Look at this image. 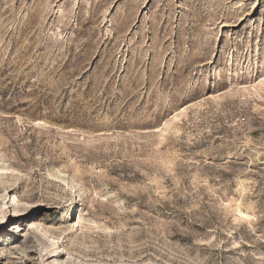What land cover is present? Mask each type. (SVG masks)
<instances>
[{
	"label": "rangeland",
	"instance_id": "rangeland-1",
	"mask_svg": "<svg viewBox=\"0 0 264 264\" xmlns=\"http://www.w3.org/2000/svg\"><path fill=\"white\" fill-rule=\"evenodd\" d=\"M261 80L264 0H0V264H264Z\"/></svg>",
	"mask_w": 264,
	"mask_h": 264
},
{
	"label": "bare ground",
	"instance_id": "bare-ground-1",
	"mask_svg": "<svg viewBox=\"0 0 264 264\" xmlns=\"http://www.w3.org/2000/svg\"><path fill=\"white\" fill-rule=\"evenodd\" d=\"M263 84H264V81L263 80H261V81H259V83H258V85H262L263 86ZM185 110V108H183V110L180 112V113H182L183 111ZM178 120V118L176 117V116H174L173 118H171L170 120H168V121H165V122H163V127L165 126V127H168L169 125H171L172 123H174V122H176ZM35 124H37V123H35ZM0 171H1V169H0ZM33 207V206H32ZM27 214V213H26ZM16 217H18V216H16ZM17 231H19V233H21L22 231H23V229H20L19 227H17V228H15ZM6 246H7V244H6ZM3 259V258H2ZM0 263H1V258H0Z\"/></svg>",
	"mask_w": 264,
	"mask_h": 264
}]
</instances>
